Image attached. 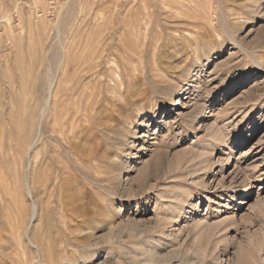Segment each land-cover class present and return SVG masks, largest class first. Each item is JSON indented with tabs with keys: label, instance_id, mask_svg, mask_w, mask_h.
I'll use <instances>...</instances> for the list:
<instances>
[{
	"label": "rangeland",
	"instance_id": "374dc122",
	"mask_svg": "<svg viewBox=\"0 0 264 264\" xmlns=\"http://www.w3.org/2000/svg\"><path fill=\"white\" fill-rule=\"evenodd\" d=\"M53 1L52 7L57 1H68L76 4V9H81L75 14L76 30L72 32V25L66 26L60 43L54 38L57 15L53 8H49L48 12L47 0V12L40 8L38 19L31 12V0H17L21 12L19 17L12 14L14 0H0L4 8L11 12V21L15 22L13 34L19 38L0 49V91L4 87L3 93L6 86L12 91L8 95L9 106L5 105L6 113L8 110L19 112L21 92L30 90L34 84L30 80L34 76L35 65H57L56 60L65 49L69 56L66 65H80L89 56L87 53L98 46L96 54L101 57L102 65L98 66L99 73L110 75L104 64L112 58L116 65L113 69L121 78L118 83L122 87L118 86L121 89L117 87V91L122 93L128 83H134L139 92L146 89V94H140L136 103H130L120 113L117 108L123 104L122 99L116 100L119 103L116 102L117 108L109 99L104 100L105 95L109 96L106 86L102 87L94 80L91 81L92 94L88 100L84 97L88 93L84 92L87 91L84 90L85 84L83 89L80 86L81 91L77 90L75 96L71 95L67 107L75 111L74 126L85 125L89 121L94 127L91 132L100 136L101 147L105 150V164H101L105 168L101 166L103 173L100 175L94 173L93 168H83V171L81 166L84 164L67 156L60 137L50 135L53 121L49 112L41 122L43 133L34 136L36 144L48 142L43 154L45 160L50 156L57 161L56 164H60H57L59 177L67 178L66 185L68 183L80 193L82 203L90 211L91 220H76L67 210L61 213L54 210L48 216L43 209L44 203H40L42 196L37 195V191L42 190L37 187L36 191L33 187L32 201L40 203L39 208L43 205V210L38 212L36 222L32 223L35 229L28 230L30 224L25 229L23 226L28 221L27 211L32 202L20 190V184L21 180L32 177V169H29L26 160L23 165L21 161L18 164L16 157H19L14 148L17 144L9 142L7 162L0 164V189L2 186V192L8 191L16 206L13 208L12 202H9L4 208V216L9 223L6 229L9 231L0 241V248L5 245L0 249V263L36 264L34 259L37 254H44L46 248H50V252L55 247L59 264H70L71 261L80 264L79 260L84 259L87 262L83 264H107L111 259L117 264H136L135 261L128 262V257L137 259L143 250L149 249L152 239H159V231L164 226L161 221L163 208L167 205L168 193L174 189L190 195L188 203L194 207L185 208L187 213L177 225L163 228V240L168 239L177 247L181 245L198 252L205 259L203 264H240L245 258L248 264H264V0ZM16 23L21 24L22 31ZM38 25L48 29L50 38L43 52L37 46ZM4 32L1 24L0 37L6 34ZM198 36L203 40L198 41L196 46L192 41ZM39 58L42 64H39ZM41 70L43 75L44 67ZM253 84L256 85L250 88ZM244 90L251 94L245 97ZM1 93L0 99L5 96ZM42 95H46L43 90L38 97L40 100L32 102L36 118L38 106L44 104ZM177 101L178 105L174 106ZM85 103L87 113L83 111ZM11 105L13 108H10ZM142 106L147 109L155 106L158 110L156 117L152 118L151 111L147 110L145 115L134 118L135 108ZM129 118L133 119L130 127L125 123ZM95 119L99 120L98 127L93 125ZM211 128H219L223 140L219 143L215 141V152L208 154L216 164L200 171L201 178L197 180L184 175L186 171L181 167L174 169L172 164L177 163V158L184 151L196 149L202 146L201 143L207 145ZM88 144H91L90 141ZM156 149L162 153L163 163L159 166L150 161ZM105 158L114 160L107 161ZM107 169L112 172H105ZM140 174L144 175L141 180ZM202 181L206 182L205 188ZM64 185L62 181V188ZM244 189H248L247 193H240ZM57 191L50 197L52 201L49 199L54 206L62 193ZM234 191L237 193L235 196ZM13 216L23 220V228L20 229L24 232L19 230V235L14 232L21 222L19 220L15 224ZM196 220L201 221L194 230ZM97 222L100 224L96 225ZM115 225L118 226L116 229L113 228ZM110 234L114 237L110 238ZM89 235L91 239L86 237ZM82 238L88 239L82 243ZM33 243L40 251L31 246ZM4 247H8L7 250ZM108 251L110 255H106Z\"/></svg>",
	"mask_w": 264,
	"mask_h": 264
},
{
	"label": "bare ground",
	"instance_id": "6f19581e",
	"mask_svg": "<svg viewBox=\"0 0 264 264\" xmlns=\"http://www.w3.org/2000/svg\"><path fill=\"white\" fill-rule=\"evenodd\" d=\"M45 1L46 0H31V4H30V7L31 8L30 9H31V12L34 13V16H36V19H38V17L40 18V16H38V10H40V8L43 9L44 12H47V5H46V8H45ZM49 1L50 0H47V3H46V4H48V12H49V8H53V9H55V12H56V15H57V21H55L57 23L55 24V32H54L55 35H54V38L56 39L57 43H60V37L62 36V33H64L63 30L66 29V26L72 25L71 26L72 29L70 28L72 30V32H74L76 30V28L74 29V27H75L74 25L76 23L75 22V18H76L75 14H76V12L78 10L81 11V9L79 7L76 9V6H75L76 4H73V3L70 4V2H68V1H64V2L57 1L59 3L56 2L55 6L52 7V5H54L55 2L51 3ZM13 3L14 4H13V8H12V14H14L17 17H19L18 15L21 14V12H20V6H19L20 4L17 2V0H14ZM33 13H32V15H33ZM12 14H11V12H9V10H7L6 8H4L3 4H1V2H0V25L1 24L3 25V30H5L4 33H6L5 35L2 34V37H0V49H2V47H5V45H7L8 42L9 43H14V41L16 39H19V38H16L14 36L15 34H13L15 32V30L13 29V23H15V22L12 23V21H11ZM77 20H78V18H77ZM16 24H19V27L20 28L19 27L18 28H19L20 31H22L21 24L20 23H16ZM15 26H18V25H15ZM29 30H31V29L29 28ZM47 30L43 27V25L42 26L41 25L36 26V31H38L37 46L39 48V51H41V52H43L45 50L46 44L48 43V41H50L49 33L47 32ZM22 34H24V33H22ZM196 38H198V40ZM196 38L193 39L194 41H192V40L191 41H192V43H194V45L197 46L198 41L203 40V39H201L202 38L201 36H198ZM188 40L189 39H187V41ZM191 41H189V43ZM17 43H18V41H17ZM91 44H93V43H91ZM98 44H100V43L98 42ZM34 45H35V43L33 44V46ZM58 45H60V44H58ZM95 46H97V44ZM97 47H94L96 49H94L92 52L90 51L89 53H87V54H89V56H87L85 58V60H83V63H80V65H76V64L75 65H66L69 62V56L65 52L66 49L62 52L61 56L58 57V60H56L57 65H35V67L33 68L34 69V76L31 77L32 78L31 80L29 79L30 82H33L34 84H33V86L31 87L30 90H25V91H22L21 92V94H20V101H21L20 103H21V105H20V108H19V112L18 113L16 111H13V110L12 111L11 110L10 111L8 110V113H6L5 107L6 106H9V97H8V95L12 91L10 89H8L7 86L5 87L6 89L3 91V93H1V91H2V89L4 87L0 91V93L2 94V96L5 94V96L0 99V164L2 162H5L6 161V158L8 157V156L6 157V154H7V146H9V142L11 143V141H14L17 144L16 147H14V148H16V153L18 154V157H19V158H17L15 156L16 159L18 160V162L21 161V163L26 160L27 161V164L29 166V169L30 168L32 169V177L30 175L31 178L29 177L30 178L29 180L28 179L27 180H21V184H20V187H21L20 190L25 193V195L28 197V199H31V202L32 203H31V207L29 209V212L27 211V213H28V215H27L28 216L27 217L28 218V221L26 223V226H23L22 225L23 220H20V219H22L21 215H20L21 218L19 219L20 222H21L20 225H18L19 224L18 223L19 220L16 217L14 218V216H13L14 221H16L15 224L18 223L17 226L15 227V232H14L17 235H19V233L23 231V230L21 231V229H20L22 226L25 227V229H27V226L30 224L28 226L29 227L28 230L33 229L32 223H33V221H35L36 216H38L37 214L40 213L39 211H41L43 209L46 210V214H48V216H49V212H53L54 210H56L57 213H59V212L61 213L63 210H67V211L71 212L70 215L72 214L74 216V219L77 218L81 222H83V221L85 222V221H87V219L91 220L90 219L91 218L90 211L86 208V205H84L82 203L83 202V201H81L82 198H81V196H79L80 193L78 194L77 191H76V189L74 190L73 188H71V186H69L68 183H67L68 186L66 185V181L68 182V179L67 178L59 177L60 176V173L58 171V166H57L58 163L57 164L55 163L56 160L54 161L52 158H50V156L48 157L49 159L46 158V160L48 159V162L45 160V157L43 156V154H44V150H45L46 144L48 142L45 144L42 141H40L39 144H36V140H35V143H34V136H36L35 134H39V136H40L41 133H43V131L41 132V122H42L43 118H45V115L49 112L50 117L52 118V121H53V124L50 125V131H49L50 132V135L52 133V134H57L60 137V140L62 141L61 143L63 144V142H64V146L66 147L67 153L66 152L65 153L68 154L67 156L70 157L73 160H76L77 162L81 163L82 165L84 164L85 166H81L83 171L85 169H88V170L91 169L92 170V168H93L94 169L93 172L94 173L96 172V174L100 175L101 173H103L102 172V169L105 168V166L103 167L101 165L102 163L105 164L104 157H103L105 150H104L103 147H101L102 144L100 142V136L97 135V134L94 135L95 132L94 133L91 132L92 128H94V127L92 126V124L89 121L85 125H82L81 124L78 127H75L74 126L75 111L73 109H70V108L67 107L71 95L72 96H75L77 90L83 89L82 88V85L85 84L84 90H87V91H84V92H88V93H87V97L86 96H84V97L86 98V100H88V98H90V95L92 94V90H90L91 89L90 87H91V84H92L91 81L94 80L100 86H102V87L106 86L107 94L109 96L107 97L105 95V97L103 98L104 100H107L108 101V99H109L112 102V105L116 107V102H117L116 100L117 99L119 100V98L122 99L123 104H119L117 102L119 104V106H118V108L116 107L117 110L119 109L118 111L120 113L121 110L127 109V106L130 105V103H136V99H137V97L140 96V94H142V95L144 93L146 94V89H144L145 91H140L141 92L140 93L139 92L140 89L138 88L139 90H137V88H136L137 86L134 83H128L127 86L125 87L124 91L122 93H119L117 91L118 90L117 87L118 86H121V83L120 84L118 83V82H120L121 78H120L119 74L116 73L117 71L114 70L115 67H116L115 63L113 62L114 60H112V58H109L111 60L105 61L106 63L104 64V65H107V72L110 73V75H104L101 72H100L101 73L100 74L99 71H98L99 70L98 66L101 65V63H100V58L101 57L98 56L99 54L98 55L96 54L97 53ZM191 47H193L192 44H191ZM62 49H63V47H62ZM126 49H128V48H126ZM104 50H105V48H104ZM45 52L47 53V51H45ZM84 56H85V54H84ZM44 58H46V56ZM44 60H46V59H44ZM38 62L40 64L41 58H39V61ZM36 63H37V60H36ZM41 64H42V62H41ZM42 67H44V72H42L43 75L40 74V70H41ZM153 70H154V68H153ZM161 71H163V70H161ZM67 75H69V77H67ZM69 78H71V79H69ZM39 80H41L42 82L41 81L39 82ZM25 84H27V83H25ZM31 84L32 83H30V85ZM254 85H256V84H253L252 86H250V88H252ZM26 86H25V88H26ZM80 86H81V88H80ZM121 87H118V88L121 89ZM120 89H119V91H120ZM257 89H259V88H257ZM41 90L45 91L46 95L45 96H43L44 94L42 95L43 98H44V104L43 105H39V103L38 104L35 103V104L39 105L38 106V110H37L38 116L36 118V116L32 112V109H33L32 105H33L34 102H38L37 99L40 100V98H38V97H39V94H40V91ZM19 91L20 90H18V93H19ZM80 91H79V94H80ZM243 93L246 94L245 97H247L248 94H251V93H248V90H244ZM176 105H178V101L174 104V106H176ZM145 107L146 106H144V107L142 106L140 108L139 107L138 108L136 107L135 108V110H136V114L135 115L136 116L134 118H138L140 116L145 115V113H148V112H146L147 110L148 111H151L150 115H151L152 118L156 117L158 110L156 109L155 106H152V107L150 106L148 109L145 108ZM10 108H13L12 105L10 106ZM83 109H85V110H83L85 113L88 112V111H86L87 110L86 103H85ZM89 109H90V106H89ZM130 109H131V107H130ZM80 119H81V117H80ZM113 119H114V117H113ZM127 120L128 121H125V123L127 122L126 123L127 124L126 126H129L130 127L133 124V119L129 118ZM98 121L95 119V121H94L95 123H93V125L98 127V125H99V122ZM112 121H111V123H114V121L113 122ZM91 122H93V121H91ZM120 122H122V121H120ZM109 125H110V122H109ZM100 126H102V125H100ZM170 128H171V125L168 126V129H170ZM96 129H98V128H96ZM112 129H116V127L115 128H112ZM218 129H213L212 130V128H211L212 131L207 135V141H208V143H207L206 146H203V143H201L202 146H200V147H198L196 149H191V150H188L187 152L184 151L182 153V155H180V157L177 158L178 159L177 160V163H173L172 164V165L175 166L174 169L177 170L178 168L181 167L182 169H185V171H186V172H184V175L189 176V177H191L193 179L196 178V180L197 179H200L201 178L199 176L200 174H198L200 171H203V170L207 169L208 167L212 168L213 164H216V162H212V158L210 159V156H208V154L210 153V155L211 154L213 155V153L215 152V149H214L215 148L214 147L215 144H214V142L215 141H218L217 143H219L222 140L221 139L222 138L221 137L222 134L220 133V129L219 130ZM141 137H144V136L141 135ZM223 137H224V135H223ZM60 140H58V142ZM47 141H48V139H47ZM89 141H90L91 144H88ZM13 145H14V143H13ZM13 145H12V147H13ZM204 145H205V143H204ZM220 145L221 144H219V146ZM47 146H48V144H47ZM155 146H157V145H155ZM208 146H210L212 148H208ZM154 154H155L154 157L152 159L150 158L151 160L150 159L149 160L151 162H154L156 164V166L161 165L163 163V159L161 158V154L162 153L158 152V149H156V152H154ZM244 154H245V152H244ZM106 158H107V156H106ZM13 160H15V159H13ZM109 160H107V161H109ZM53 161H54V163H53ZM107 163H109V162H107ZM111 163H113V162H111ZM18 164L20 165V162ZM22 165H23V163H22ZM58 165H60V164H58ZM101 166L103 168H101ZM18 168L19 167H17V169ZM27 168H25V169L27 170ZM83 168H85V169H83ZM60 171H61V169H60ZM105 172H107V173L109 172L110 173L112 171H110V169L108 171V169H107V171H105ZM11 173H13V172H11ZM39 173H41V176L40 177L38 176ZM18 176H20V175H18ZM143 176H144L143 174H140L139 180H141L143 178ZM14 178L16 179V177H14ZM24 178H22V179H24ZM60 178H61V180H60ZM7 179H9V178H7ZM62 181H63V184L65 182V185H64L65 188H64V186L62 188ZM56 184H57V187H55ZM202 184H203V188H205L206 187L205 186L206 182L203 183V181H202ZM3 186H5V185H3ZM33 187L35 189L38 187V188H40L42 190V191H39V190L37 191L38 188L36 189V191L38 193L37 195L38 196H42V200L40 199V203L41 204L44 203L45 208L42 209L43 205H41L42 207L39 208L38 206H40V203L38 204V203H35L34 201H32V198H33L32 197V194H33L32 193V188ZM248 187H250V186H248ZM2 189L3 188L1 186V189H0V241H3L4 234H6L9 231V230L7 231V229H6L7 228V225L6 224L8 222L6 221V216H4V210H5L4 208L6 206H8V203L9 202H12V204H13L12 207L15 208L14 207L15 204L13 203V198L9 195L8 191L7 192H4L5 191L4 190L2 192L1 191ZM248 189H244L240 193H247ZM56 190H58L57 192H60V193L62 192V193L61 194L58 193L61 197H59L60 199H58L57 205L54 206V203L51 202L52 200L50 199V197L53 196V193ZM197 192L199 193V191H197ZM24 193L22 195H24ZM232 193H234V196L237 195V193L235 191L232 192ZM199 195H201V194H199ZM34 196H35V194H34ZM189 196L190 195H188L186 193H183V192L182 193H179V191L176 192V191H174V189L171 192L168 193V195H167V197H168L167 203H165L168 206L165 205V208H163V215L161 217L162 218L161 221L164 224L163 228H165L167 225H168V227L169 226L172 227L173 224L174 225H177L178 222H179V220L180 219H183L182 217H184V215L187 213V211H186L185 208L192 209L194 207L193 204L188 203V201H189V198L188 197ZM51 205H53L54 207L51 206ZM13 210H15V209H13ZM9 211H10V208H9ZM18 214H19V212L17 211V215ZM17 215H15V216H17ZM72 215H71V217H73ZM106 219H108V218L106 217ZM111 220H110V224H112L111 223ZM196 221L197 222H195V224L193 226L194 227V230L197 227L200 226L197 223H199L201 220L199 222H198V220H196ZM54 222H55V220H54ZM37 223H38V221H37ZM37 223L35 225H37ZM74 223H75V221H74ZM97 223L98 224H96V225H99L100 224L99 222H97ZM71 224H72V221H71ZM85 224L87 225V223H85ZM39 225H40V222H39ZM39 225H37L38 228H39ZM107 225H109V224H107ZM40 227H41V225H40ZM88 227H90V226H88ZM116 227H118V226L115 225L113 228L116 229ZM161 228H162V226L160 227V229ZM163 228L161 229V231H159V234H158L159 235V239H156V240L152 239L149 242L150 243L149 249L143 250L142 253H141V255H140V257L138 256L137 259H135L134 256H129L128 259H127L128 262H131L132 263V262L135 261L136 264H183V263H188V264H203V262H204L205 259L198 252H193L194 250L192 251L190 249L187 250L185 248H182L181 245L179 247H177L173 243L171 244L168 241V239L167 240L166 239L163 240V237H162V236H164V232H162L163 231ZM203 228H204V226H203ZM205 228H204V230H205ZM208 228H209V225H208ZM19 230H20V232H19ZM201 230H203V229H201ZM111 232H113V231H111ZM14 233H13V235H14ZM25 233H26V230H25ZM78 233H80V232H78ZM178 234H180V233L178 232ZM181 234H182V232H181ZM201 236H203V234ZM86 237H88V238L91 239V235L86 236ZM112 237H114L113 234H112V236L110 234V238H112ZM161 237H162V239H161ZM8 238L11 239L10 236ZM20 238H21L20 239V241H21L23 238L22 237H20ZM88 238H86V239H88ZM180 238L181 237H179V239ZM37 239H39V238H37ZM37 239H35V241ZM86 239L85 238L84 239L82 238V243ZM41 240H42V238H41ZM35 243H37V242H35ZM25 244H27V243H25ZM3 246H5V245L3 244L1 247L3 248ZM31 246H34V248L37 247L36 245H34V243L31 244ZM40 246H41L40 249H42V245H40ZM200 247H202V246L200 245ZM2 248H0V249H2ZM4 248H6V250H7L8 247H4ZM54 248L51 249L50 252H49L50 248L49 249L46 248V249H44V254H39V255L37 254V252H38L39 249L36 248L38 250H34V251H37L35 254H37L38 257L37 258L34 257L36 259V260L34 259L35 263L36 264H59V262H60L59 261V256H58L57 250L54 249ZM25 249H27V248L25 247ZM47 249H48V252H47ZM198 249H203V248H198ZM6 252H8V251H6ZM22 252H24V251H22ZM200 252L202 253V250ZM30 254H32V253H30ZM106 255H110L109 251L106 253ZM84 258H85V256L83 257V259ZM105 258H107V257H105ZM118 258H120V257H118ZM240 260H242V259H240ZM79 261L81 262L80 264H83L86 260L84 259V260H79ZM14 262H15V260H13V263ZM18 262H19V260H18ZM69 262H67V263H69ZM70 264H74V262L71 261ZM98 264H105V263L99 262ZM107 264H117V263L114 262L113 259H111ZM240 264H248L247 261H246V258L242 262H240Z\"/></svg>",
	"mask_w": 264,
	"mask_h": 264
},
{
	"label": "built area",
	"instance_id": "2783aa9c",
	"mask_svg": "<svg viewBox=\"0 0 264 264\" xmlns=\"http://www.w3.org/2000/svg\"><path fill=\"white\" fill-rule=\"evenodd\" d=\"M49 2L53 3L54 1L53 0H50Z\"/></svg>",
	"mask_w": 264,
	"mask_h": 264
},
{
	"label": "crops",
	"instance_id": "0c3cea01",
	"mask_svg": "<svg viewBox=\"0 0 264 264\" xmlns=\"http://www.w3.org/2000/svg\"><path fill=\"white\" fill-rule=\"evenodd\" d=\"M2 4V3H1Z\"/></svg>",
	"mask_w": 264,
	"mask_h": 264
}]
</instances>
